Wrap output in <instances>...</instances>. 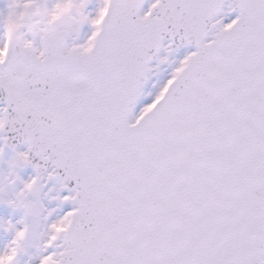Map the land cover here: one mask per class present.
Returning <instances> with one entry per match:
<instances>
[{
	"label": "snow or ice",
	"instance_id": "6c2138e0",
	"mask_svg": "<svg viewBox=\"0 0 264 264\" xmlns=\"http://www.w3.org/2000/svg\"><path fill=\"white\" fill-rule=\"evenodd\" d=\"M0 264H264V0H2Z\"/></svg>",
	"mask_w": 264,
	"mask_h": 264
},
{
	"label": "rangeland",
	"instance_id": "374dc122",
	"mask_svg": "<svg viewBox=\"0 0 264 264\" xmlns=\"http://www.w3.org/2000/svg\"><path fill=\"white\" fill-rule=\"evenodd\" d=\"M0 6H2V0H0Z\"/></svg>",
	"mask_w": 264,
	"mask_h": 264
}]
</instances>
